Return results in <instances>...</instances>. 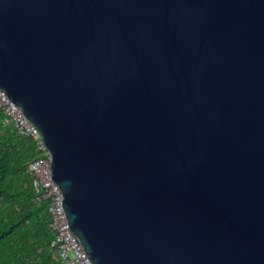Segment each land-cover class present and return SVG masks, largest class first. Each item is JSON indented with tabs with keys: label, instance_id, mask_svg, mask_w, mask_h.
Here are the masks:
<instances>
[{
	"label": "water",
	"instance_id": "95a60500",
	"mask_svg": "<svg viewBox=\"0 0 264 264\" xmlns=\"http://www.w3.org/2000/svg\"><path fill=\"white\" fill-rule=\"evenodd\" d=\"M0 87L93 264H264V0H0Z\"/></svg>",
	"mask_w": 264,
	"mask_h": 264
},
{
	"label": "trees",
	"instance_id": "16d2710c",
	"mask_svg": "<svg viewBox=\"0 0 264 264\" xmlns=\"http://www.w3.org/2000/svg\"><path fill=\"white\" fill-rule=\"evenodd\" d=\"M33 155V141L5 124L0 111V264H61L46 203L34 199L27 171Z\"/></svg>",
	"mask_w": 264,
	"mask_h": 264
},
{
	"label": "built area",
	"instance_id": "2783aa9c",
	"mask_svg": "<svg viewBox=\"0 0 264 264\" xmlns=\"http://www.w3.org/2000/svg\"><path fill=\"white\" fill-rule=\"evenodd\" d=\"M0 111L4 114V123L11 125L20 136L33 141L34 155L27 162V171L31 175V184L37 202L46 203L49 213V228L54 237L51 247L61 264H93L77 236L68 226L62 208V192L51 179V157L40 131L29 121L21 108L12 102L5 91L0 88Z\"/></svg>",
	"mask_w": 264,
	"mask_h": 264
},
{
	"label": "bare ground",
	"instance_id": "6f19581e",
	"mask_svg": "<svg viewBox=\"0 0 264 264\" xmlns=\"http://www.w3.org/2000/svg\"><path fill=\"white\" fill-rule=\"evenodd\" d=\"M1 88V87H0ZM3 89V88H2ZM4 90V89H3ZM5 91V90H4ZM22 110V109H21ZM23 112V111H22ZM27 118V117H26ZM28 119V118H27ZM29 120V119H28ZM30 121V120H29Z\"/></svg>",
	"mask_w": 264,
	"mask_h": 264
}]
</instances>
